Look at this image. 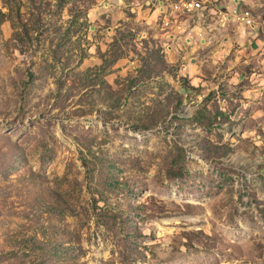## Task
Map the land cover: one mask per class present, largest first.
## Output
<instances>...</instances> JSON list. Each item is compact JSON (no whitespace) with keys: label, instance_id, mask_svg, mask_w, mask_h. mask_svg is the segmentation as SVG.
<instances>
[{"label":"rangeland","instance_id":"obj_1","mask_svg":"<svg viewBox=\"0 0 264 264\" xmlns=\"http://www.w3.org/2000/svg\"><path fill=\"white\" fill-rule=\"evenodd\" d=\"M239 3L257 45L158 0H0V264H264V0Z\"/></svg>","mask_w":264,"mask_h":264},{"label":"crops","instance_id":"obj_2","mask_svg":"<svg viewBox=\"0 0 264 264\" xmlns=\"http://www.w3.org/2000/svg\"><path fill=\"white\" fill-rule=\"evenodd\" d=\"M172 1L173 0H158V6L156 5L154 12H153L154 14L152 15V18H155V20L161 19L160 17L162 16L161 15L162 13H160V11L162 10V5L166 6L169 3H171ZM215 1L211 2V1L207 0V2L210 3V6H209V4L206 6H203V8L197 9L194 13H192L189 16L184 18L183 22H184V24L187 23L186 25L190 27L189 31L193 32V34L196 33L198 36H200V34H201V35H203V37H205V36L207 37L209 33H214L215 29L218 31H226L230 28L231 24L236 21L235 17L232 16L231 19L229 18V20H227V23L223 25L220 23L219 20H217V18H218L217 15H221L220 13H223V11H228V12L232 13L233 9H235V7L237 5H240L239 0H235L233 2H228L227 0H222V2H221V0H215ZM176 10H177V8H176ZM220 10H222V11H220ZM168 12L169 13L167 15H165L163 18L164 22L167 20V18H171L172 21H173V19L176 18V17H170V11H168ZM152 18L150 19L151 22H153ZM256 19H257V17H256ZM192 20L195 21V24H193V26L191 24ZM221 20H224V19H221ZM200 21H202L203 23L199 24ZM159 25H161V27L163 29L171 31V29H169V28L166 29L162 26V21L159 23ZM240 26H242V27L246 28V30H248V31H246L245 34H243V36H241L244 43H246L247 40L250 42L255 40L256 45L258 43L262 42V36L263 35L261 34L262 33L261 30L259 29V28H261L262 25H261V22L259 19H257V22L252 26H245L243 24H240ZM184 30H186V29L184 28ZM172 33H170V34L174 35V37H178V38L180 37L177 35V33H174V32H172ZM187 40H189V39H187ZM200 40L203 41L202 38Z\"/></svg>","mask_w":264,"mask_h":264},{"label":"built area","instance_id":"obj_3","mask_svg":"<svg viewBox=\"0 0 264 264\" xmlns=\"http://www.w3.org/2000/svg\"><path fill=\"white\" fill-rule=\"evenodd\" d=\"M200 6H206L203 0H179L175 2L173 8H177V16L173 21H168V26H163L166 29L181 28L183 26L184 18L194 13L197 9H200ZM162 13V10H161ZM162 15H165L162 13ZM233 15L240 24L245 26H252L257 22L255 15L250 9H242L239 12L234 11ZM231 15L225 12V15H218L220 23L221 19H231Z\"/></svg>","mask_w":264,"mask_h":264},{"label":"bare ground","instance_id":"obj_4","mask_svg":"<svg viewBox=\"0 0 264 264\" xmlns=\"http://www.w3.org/2000/svg\"><path fill=\"white\" fill-rule=\"evenodd\" d=\"M173 6H175V4H173ZM201 8H203V6H200V9ZM176 11H177L176 8L171 9L170 10V17H173V16L176 17L177 16V12ZM223 15H225V13ZM224 20L226 21L227 19H224ZM168 21H172V20L170 18H167V20L164 22L165 26H168Z\"/></svg>","mask_w":264,"mask_h":264}]
</instances>
